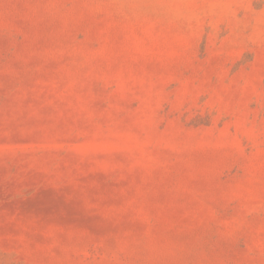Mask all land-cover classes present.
<instances>
[{
    "label": "rangeland",
    "instance_id": "rangeland-1",
    "mask_svg": "<svg viewBox=\"0 0 264 264\" xmlns=\"http://www.w3.org/2000/svg\"><path fill=\"white\" fill-rule=\"evenodd\" d=\"M0 264H264V0H0Z\"/></svg>",
    "mask_w": 264,
    "mask_h": 264
}]
</instances>
